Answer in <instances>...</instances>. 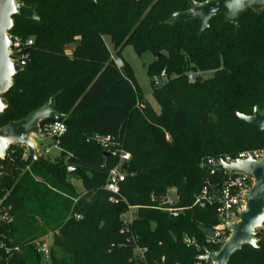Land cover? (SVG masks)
Instances as JSON below:
<instances>
[{"label": "trees", "instance_id": "16d2710c", "mask_svg": "<svg viewBox=\"0 0 264 264\" xmlns=\"http://www.w3.org/2000/svg\"><path fill=\"white\" fill-rule=\"evenodd\" d=\"M17 1L37 6L40 21L13 18L10 34L33 45L3 95L0 129L55 95L56 111L68 118L55 160L23 159L16 146L0 159L1 206L11 207L13 219L0 226L10 249L0 250V264H43L32 242L49 231L50 264H194L207 250L219 251L221 245L207 243L219 223L218 206H195V197L208 183L220 190L228 178L203 167L209 160L264 150V132L238 118L257 106L264 110V11L242 14L238 32L219 16L200 35L197 20L165 24L190 9L187 0ZM105 36L118 56L126 46L155 56L149 77L168 76L159 87L152 81L160 113L142 95L130 65L116 66ZM189 72L213 77L190 82ZM96 136L112 137L111 151L131 154L117 196L104 186L118 159L104 156ZM171 190L185 209L177 218L159 209ZM129 207L135 218L125 225ZM256 239L259 248L244 246L228 264H264V230ZM137 249L146 250L143 259Z\"/></svg>", "mask_w": 264, "mask_h": 264}, {"label": "water", "instance_id": "95a60500", "mask_svg": "<svg viewBox=\"0 0 264 264\" xmlns=\"http://www.w3.org/2000/svg\"><path fill=\"white\" fill-rule=\"evenodd\" d=\"M187 2L190 9L176 12L165 24L172 26L176 22L197 20L201 23L200 35L205 33L210 28L211 21L219 16H225L226 23L233 25L235 31L238 32L242 14L252 10L262 15L264 11V0H207L203 3L187 0ZM36 9L37 6L27 7L17 0H0V115L7 108V101L3 95L13 87L14 77L22 72L17 64L11 62L9 54L13 40L10 35L14 27L13 18L19 16L25 20L38 22L40 19L36 14ZM57 97L58 95L51 97L48 103L30 113L26 118L11 122L0 129V159L5 157L12 146H16L19 149H27L33 161L39 160L33 137H44L40 125L44 122H60L68 118L56 111ZM238 118L264 132V110L261 111L258 106L255 107L253 115L238 114ZM104 156L108 158L110 154L105 152ZM205 168L219 173L244 175L253 181V186L245 197L246 207L239 213V221L225 224L231 231L228 240L219 251H210L200 258L202 261L214 264H228L230 258L244 246L259 248L256 239L257 229L261 228L264 223V150L261 161L253 158L246 161L239 160L232 164L222 161L220 164L205 166ZM122 170H126L125 165ZM69 172L71 173L72 170Z\"/></svg>", "mask_w": 264, "mask_h": 264}, {"label": "built area", "instance_id": "2783aa9c", "mask_svg": "<svg viewBox=\"0 0 264 264\" xmlns=\"http://www.w3.org/2000/svg\"><path fill=\"white\" fill-rule=\"evenodd\" d=\"M11 35V34H10ZM13 40L10 45V60L11 62L17 64L21 69H23L29 58L28 49L33 45V40H22L21 38L11 35ZM115 64L118 68L123 67V61L120 58H114ZM204 73H187V77L190 82H194L198 77L203 78ZM155 87H159L165 82L168 81V76L166 72H162L160 75H156L152 78ZM40 130L43 133V138H49L53 140L54 147L60 152L58 146V139H60L66 133L65 124L60 122H44L40 125ZM35 137V136H34ZM33 137V138H34ZM38 138V137H36ZM95 140L99 143L102 148L110 153L113 157L118 159V165L112 168L109 171L108 178L104 189L111 193L114 196L120 194V186L126 179V170H122V167L126 165L127 162L131 160V154L123 151L122 149H114L115 141L112 137H99L96 136ZM36 144V143H35ZM23 159L30 158L27 149H23ZM37 150V146H36ZM38 153V151H37ZM46 154H50V148L46 149ZM6 156V155H5ZM5 158V157H4ZM2 158V159H4ZM249 158H253L256 161H261L263 158V150L260 151H252V152H243L237 156L236 159L225 158L224 160H209L205 166H212L220 164L222 161L232 164L239 160H249ZM216 171L212 170V173ZM228 175L227 180L223 184L220 190H211L210 184H206L203 187L201 192L195 197V206H199L201 208L206 207L207 205H217L218 206V215H219V223L214 227L207 235V243L211 245H221V248L228 240L231 231L225 225L226 223H236L239 221V213L241 210H244L246 207L245 197L248 191L253 186V181L246 178L244 175H231L229 173H225ZM178 197L175 196L172 198L169 196L164 200L163 206L159 208L162 211L168 212L170 216L177 218L183 212L184 208L177 207ZM2 200L0 201V226L3 223H11L12 217L10 215L11 207H3L2 208ZM136 208L129 207V211L127 215L123 217L124 224H131L134 220V211ZM260 230H264V223L261 228L257 229V232ZM188 244H194L195 242L190 239H186ZM32 245L36 247L37 252L42 255L43 264L51 263V246L47 243L46 240H36L32 242ZM0 250H5L7 254L10 253V249L6 247V245L1 241L0 235ZM15 252L20 251V247H16L14 249ZM139 252V258H144L145 249H137ZM210 251H206L205 254L201 255L199 259L194 264H214L206 261L200 260L201 257L206 256Z\"/></svg>", "mask_w": 264, "mask_h": 264}, {"label": "rangeland", "instance_id": "374dc122", "mask_svg": "<svg viewBox=\"0 0 264 264\" xmlns=\"http://www.w3.org/2000/svg\"><path fill=\"white\" fill-rule=\"evenodd\" d=\"M104 41L113 58H120L122 61L130 65V67L133 69L137 84L141 90L142 95L151 104L154 110L157 113H160V106L153 97L152 79L148 75V67L155 60V56L152 53H146L142 56H138L132 46H126L123 49L121 55L118 56L112 45L110 37L105 36ZM74 47L75 45H71L67 47V50L73 49ZM211 77H213V72H206L203 75V79H209ZM34 141L37 146L38 156L50 158L51 160H55L59 156L60 152L54 147L53 140L49 138L34 137ZM47 148H50L49 155L46 154ZM73 182L78 187V189L82 188L81 183L78 180L75 179L73 180ZM169 196L174 198L176 196L175 190H171ZM163 203L164 201H162L159 206L162 207ZM36 240H46L47 243L51 246L53 241V232L49 231L45 235L37 237ZM135 255L139 256V252L137 250L135 251Z\"/></svg>", "mask_w": 264, "mask_h": 264}, {"label": "crops", "instance_id": "0c3cea01", "mask_svg": "<svg viewBox=\"0 0 264 264\" xmlns=\"http://www.w3.org/2000/svg\"><path fill=\"white\" fill-rule=\"evenodd\" d=\"M75 48V47H74ZM74 48L73 49H70V50H67L66 53L71 56L73 54V51H74Z\"/></svg>", "mask_w": 264, "mask_h": 264}]
</instances>
